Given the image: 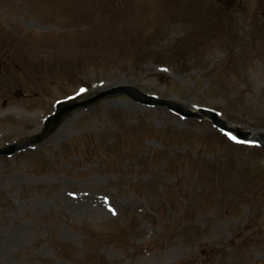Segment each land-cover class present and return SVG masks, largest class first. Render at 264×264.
<instances>
[{"label": "rangeland", "instance_id": "rangeland-1", "mask_svg": "<svg viewBox=\"0 0 264 264\" xmlns=\"http://www.w3.org/2000/svg\"><path fill=\"white\" fill-rule=\"evenodd\" d=\"M196 3L0 0V150L81 87L264 134V0ZM237 141L125 96L77 110L0 157V264H264V144Z\"/></svg>", "mask_w": 264, "mask_h": 264}, {"label": "water", "instance_id": "water-1", "mask_svg": "<svg viewBox=\"0 0 264 264\" xmlns=\"http://www.w3.org/2000/svg\"><path fill=\"white\" fill-rule=\"evenodd\" d=\"M219 3H221L222 5H225V6H232V4L235 3V0H217ZM119 93H123V94H127L128 96L130 97H133L134 99L140 101V102H143L145 104H167V103H163V102H158L156 100H154L153 98H147L146 96L142 95L141 93L137 92L136 90H133V89H128V88H119L113 92H110V93H106V94H102L100 95L99 97L91 100V101H88V102H85V103H82V104H77V105H73V106H67L63 109H61L62 107V104L59 106V112L57 113V115H55L54 117H51L48 119L46 125H45V129L43 131V133L36 137L35 139L29 141L27 144H34V143H38V142H41L43 141L44 139H46L51 133H53L56 128L58 127L59 123H60V120L61 118L66 115L67 113H70L72 111H74L75 109L77 108H80V107H83V106H88V105H91V104H94L96 103L97 101L107 97V96H110V95H114V94H119ZM169 107L179 111V112H182L186 115H190L188 112L180 109L179 107L177 106H174L172 104H167ZM202 114L204 115H209L214 121L216 124L220 125L221 127L225 128V129H228L225 125H223L222 122H220L218 119H216L215 115H213L211 112H208V111H203L201 112ZM238 135L242 138H247L250 136L249 133H240L238 132ZM261 138L264 140V137L261 136ZM12 151V150H11ZM11 151H6V152H0V155L1 154H7V153H11ZM13 152V151H12Z\"/></svg>", "mask_w": 264, "mask_h": 264}, {"label": "snow or ice", "instance_id": "snow-or-ice-1", "mask_svg": "<svg viewBox=\"0 0 264 264\" xmlns=\"http://www.w3.org/2000/svg\"><path fill=\"white\" fill-rule=\"evenodd\" d=\"M81 91H84V90L81 89ZM227 135H229V138H230V139L236 141L237 138H236L235 136H232L231 134H227ZM237 142H240V141H237Z\"/></svg>", "mask_w": 264, "mask_h": 264}]
</instances>
